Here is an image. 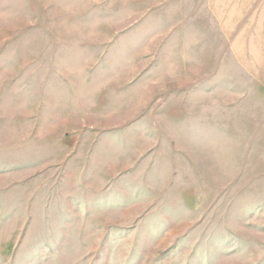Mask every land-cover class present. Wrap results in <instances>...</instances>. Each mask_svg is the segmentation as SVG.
I'll list each match as a JSON object with an SVG mask.
<instances>
[{
	"label": "rangeland",
	"instance_id": "rangeland-1",
	"mask_svg": "<svg viewBox=\"0 0 264 264\" xmlns=\"http://www.w3.org/2000/svg\"><path fill=\"white\" fill-rule=\"evenodd\" d=\"M0 264H264V0H0Z\"/></svg>",
	"mask_w": 264,
	"mask_h": 264
}]
</instances>
